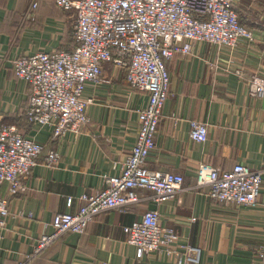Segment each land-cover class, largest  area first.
Returning <instances> with one entry per match:
<instances>
[{
    "label": "crops",
    "instance_id": "0c3cea01",
    "mask_svg": "<svg viewBox=\"0 0 264 264\" xmlns=\"http://www.w3.org/2000/svg\"><path fill=\"white\" fill-rule=\"evenodd\" d=\"M257 4L238 0L235 6L251 39L242 37L234 47L196 42L190 55L176 54L168 62L169 96L146 165L182 174L177 196L156 204L150 190H138L139 203L98 215L84 234L64 233L29 264H177L164 247L140 257L127 242L124 228L151 208L182 241L203 249L201 264H264L258 256L264 247V180L253 207L217 202L196 185L202 162L221 170L237 163L264 170V94L252 95L249 86L252 76L264 78V2ZM70 15L54 0H0V123L60 154L53 166L45 154L39 157L26 191L10 196L8 184H0L11 212L0 228V264L24 261L51 231L56 214L75 212L83 194L102 188L105 175L121 173L136 141L139 110L148 103V94L131 89L123 70L105 63L104 81L86 85L84 95L94 102L80 133L55 138L51 127L26 119L30 85L15 76L12 61L41 51H73L78 42ZM195 119L208 123L206 142L190 138Z\"/></svg>",
    "mask_w": 264,
    "mask_h": 264
},
{
    "label": "built area",
    "instance_id": "2783aa9c",
    "mask_svg": "<svg viewBox=\"0 0 264 264\" xmlns=\"http://www.w3.org/2000/svg\"><path fill=\"white\" fill-rule=\"evenodd\" d=\"M54 1L74 14L78 45L73 51H41L13 59L15 76L30 85L26 119L51 127L55 138L80 133L89 122L88 106L94 102L84 95L86 85L104 81L105 63L123 70L131 89L148 94V103L139 110L136 141L122 162L121 173L105 175L102 188L83 194V205L75 212L56 214L51 231L39 238L20 264H29L64 233L84 234L98 215L139 203L138 190H150L156 204L175 198L183 188L184 176L146 165L156 147L169 96L168 62L176 54L190 55L196 42L234 47L240 38H252L235 8L238 0ZM36 7L34 2L32 8ZM249 86L252 95L264 94V78L252 76ZM189 125L193 141L208 140L207 122L195 119ZM42 154L48 166L60 160L57 149L46 151L45 144L24 136L16 126L0 123V184H8L10 196L27 190L26 178ZM263 180V169L242 163L221 170L202 162L196 173V185L206 187L210 198L238 208L257 205ZM10 214L9 198L0 194V228L5 227ZM124 231L140 257L164 247L177 264L202 263L203 249L182 241L174 228L163 226L156 208L148 209ZM258 256L264 259V247L258 249Z\"/></svg>",
    "mask_w": 264,
    "mask_h": 264
},
{
    "label": "rangeland",
    "instance_id": "374dc122",
    "mask_svg": "<svg viewBox=\"0 0 264 264\" xmlns=\"http://www.w3.org/2000/svg\"><path fill=\"white\" fill-rule=\"evenodd\" d=\"M254 1H256L258 4L257 5H261L260 4V2L262 3V2H264V0H254ZM66 11V10H65ZM68 12H70V11H68ZM70 16H71V23L69 24V26H72V23L75 21L74 19V14L72 13V12H70ZM73 26H74V24H73Z\"/></svg>",
    "mask_w": 264,
    "mask_h": 264
}]
</instances>
